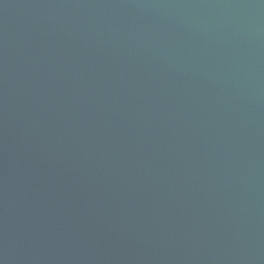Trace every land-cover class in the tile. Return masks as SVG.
I'll return each mask as SVG.
<instances>
[{
    "label": "water",
    "instance_id": "water-1",
    "mask_svg": "<svg viewBox=\"0 0 264 264\" xmlns=\"http://www.w3.org/2000/svg\"><path fill=\"white\" fill-rule=\"evenodd\" d=\"M0 264H264V0H0Z\"/></svg>",
    "mask_w": 264,
    "mask_h": 264
}]
</instances>
